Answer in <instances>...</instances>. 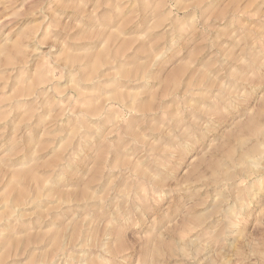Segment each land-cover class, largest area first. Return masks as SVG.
<instances>
[{
  "label": "rangeland",
  "instance_id": "rangeland-1",
  "mask_svg": "<svg viewBox=\"0 0 264 264\" xmlns=\"http://www.w3.org/2000/svg\"><path fill=\"white\" fill-rule=\"evenodd\" d=\"M0 264H264V0H0Z\"/></svg>",
  "mask_w": 264,
  "mask_h": 264
}]
</instances>
